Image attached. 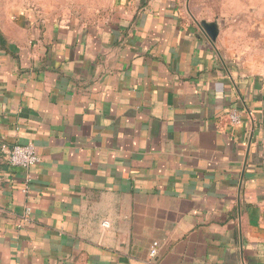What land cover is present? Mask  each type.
Instances as JSON below:
<instances>
[{
	"label": "crops",
	"instance_id": "0c3cea01",
	"mask_svg": "<svg viewBox=\"0 0 264 264\" xmlns=\"http://www.w3.org/2000/svg\"><path fill=\"white\" fill-rule=\"evenodd\" d=\"M106 6L0 10V264H264V0Z\"/></svg>",
	"mask_w": 264,
	"mask_h": 264
},
{
	"label": "rangeland",
	"instance_id": "374dc122",
	"mask_svg": "<svg viewBox=\"0 0 264 264\" xmlns=\"http://www.w3.org/2000/svg\"><path fill=\"white\" fill-rule=\"evenodd\" d=\"M110 0H0V10L11 8L17 10L20 8H34L39 13H44L48 16L59 17L63 15H78L84 20H89L94 14H100L107 6ZM245 45H249L248 39L242 40ZM263 49V48H262ZM252 51L249 56L251 59L254 53L255 46H252ZM262 54V50L261 53ZM263 55V54H262Z\"/></svg>",
	"mask_w": 264,
	"mask_h": 264
},
{
	"label": "built area",
	"instance_id": "2783aa9c",
	"mask_svg": "<svg viewBox=\"0 0 264 264\" xmlns=\"http://www.w3.org/2000/svg\"><path fill=\"white\" fill-rule=\"evenodd\" d=\"M231 119L238 122L239 118L235 113L231 114ZM1 151L4 154L6 163L12 166L30 167L39 162L40 158L37 153L36 147L33 144H14L10 147L2 146ZM107 221L103 222V226L107 227ZM156 253V243H154L150 254Z\"/></svg>",
	"mask_w": 264,
	"mask_h": 264
},
{
	"label": "water",
	"instance_id": "95a60500",
	"mask_svg": "<svg viewBox=\"0 0 264 264\" xmlns=\"http://www.w3.org/2000/svg\"><path fill=\"white\" fill-rule=\"evenodd\" d=\"M201 25L203 29L206 31V33L209 35V37L214 40L217 35V26L213 22H201Z\"/></svg>",
	"mask_w": 264,
	"mask_h": 264
},
{
	"label": "trees",
	"instance_id": "16d2710c",
	"mask_svg": "<svg viewBox=\"0 0 264 264\" xmlns=\"http://www.w3.org/2000/svg\"><path fill=\"white\" fill-rule=\"evenodd\" d=\"M3 42V40H2V36L0 35V43H2Z\"/></svg>",
	"mask_w": 264,
	"mask_h": 264
}]
</instances>
